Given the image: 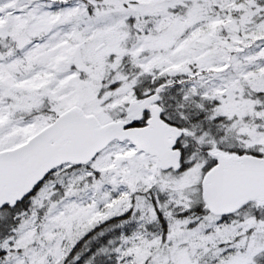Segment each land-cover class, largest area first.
Instances as JSON below:
<instances>
[{"label": "snow or ice", "instance_id": "6c2138e0", "mask_svg": "<svg viewBox=\"0 0 264 264\" xmlns=\"http://www.w3.org/2000/svg\"><path fill=\"white\" fill-rule=\"evenodd\" d=\"M0 264H264V0H0Z\"/></svg>", "mask_w": 264, "mask_h": 264}]
</instances>
